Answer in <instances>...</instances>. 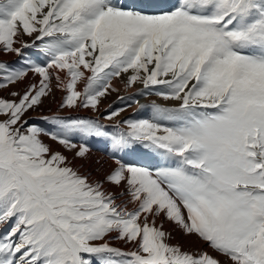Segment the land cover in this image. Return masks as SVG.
<instances>
[{"label":"snow or ice","instance_id":"snow-or-ice-1","mask_svg":"<svg viewBox=\"0 0 264 264\" xmlns=\"http://www.w3.org/2000/svg\"><path fill=\"white\" fill-rule=\"evenodd\" d=\"M9 54L22 66L0 58V90L40 79L0 96V264H264V0H0ZM115 80L175 104L71 115ZM54 88L69 114L25 119ZM90 139L109 142L103 180L73 166ZM137 147L162 163L125 161ZM166 222L212 252L170 243Z\"/></svg>","mask_w":264,"mask_h":264},{"label":"rangeland","instance_id":"rangeland-1","mask_svg":"<svg viewBox=\"0 0 264 264\" xmlns=\"http://www.w3.org/2000/svg\"><path fill=\"white\" fill-rule=\"evenodd\" d=\"M158 2L161 3L162 5H165V4H167L169 2V0H158ZM23 39L25 41H27L28 43H31V39L30 38H28V37L25 36ZM28 50H30V49H28ZM28 50H26V52H25L26 54H27V51ZM42 54H41V52H38L35 49H31L30 54H27V57H30L33 60V59H35L34 58L35 56L39 58V57L42 56ZM6 56H7L8 59H3V60L8 61L10 63H13L17 67H21L22 66V64L18 63L19 61H21V57H18V56L13 55V54H9V55H6ZM10 56H12V57H10ZM141 87H142L141 85H136V86L133 87L134 89L131 88L130 91L127 90V91H124L123 92V90H120L119 89L120 90L119 92H112L110 95H107L105 98H102L101 104L99 106V111H93L91 109H88L87 111L85 110L87 113L84 114L83 113V110L84 109H80L81 111L80 110H78V111H72L71 112V115H74V116L78 115V116H81V117H92L94 119H99L100 122L103 123V124H106V125H115L118 120L129 119V118L130 119H140V118H143V116L140 115V113L141 112L143 113L145 110H148V111L150 110L145 115V118L149 117L151 115L150 104L153 101V99L157 103H162V104H166V105H169V106L175 104V102H173V101H164L160 97L155 96L154 94L153 95H139L138 94V91H139V89ZM25 88L26 87L20 88L18 85H12L7 90H0V96L8 97L9 93L12 92V91H17V92L23 93V90ZM64 95H65L64 92H63L62 95H60V94H57L55 91H53L52 95L49 96L48 98L44 99L43 100V103L40 106H38L34 110H30L26 114L25 119H28L29 120L31 117L33 119L35 116H41V117L50 116V115L56 113V112H54L55 111V105L56 104H59L61 102V100L64 97ZM120 96H123V97H126V98L130 97L131 99H125V100L121 101V100L118 99V97H120ZM137 100L139 101V104L135 103V101H137ZM140 104L145 105L146 107L143 108V109H141L139 107ZM109 105H111L112 107L109 108ZM125 105H131V106L128 107L126 111L122 112L120 114V116L114 118L111 121L104 119V117L107 115V112L108 111H111L112 109H115V108L124 107ZM59 111H60V115H68L69 114V112H68L67 109L59 110ZM30 122L36 123V122H39V121L38 120H36V121L30 120ZM40 123H42V122H40ZM44 125H47V124H44ZM48 126L49 127H47V126H45V127H47V128H50L51 127V125H48ZM76 139L78 140V137ZM93 140H96V139H90V140H88V142H91ZM50 145L52 147H56L59 151L63 152L69 158H73L75 156V152H67V151H65L63 149V147L61 145H59L58 143H56V142L51 143ZM140 148H141V150H145L142 147H140ZM139 153H140V150L139 149H135L134 151L129 152L128 154H124V156L127 157V158H129V157H131L133 155L135 156L136 154H139ZM78 161H81V159H76L74 161V165L73 166H76V164H77ZM82 161H83V164H84V159H82ZM86 167H85V171H86ZM87 172H89L91 174V169L89 168V170ZM99 180H101V179H99ZM176 229L177 228L175 227V230ZM202 242L205 244V246L207 248H209V246H208V244L206 242H204V241H202ZM114 243L117 246L125 247L121 242H114ZM170 243L175 244L174 238L170 241ZM183 243L184 242L179 243V244L185 250H199L196 247H192V248L187 247ZM212 254H215V253H212Z\"/></svg>","mask_w":264,"mask_h":264},{"label":"bare ground","instance_id":"bare-ground-1","mask_svg":"<svg viewBox=\"0 0 264 264\" xmlns=\"http://www.w3.org/2000/svg\"><path fill=\"white\" fill-rule=\"evenodd\" d=\"M10 57H12V56H10ZM0 58L8 59L6 55L0 56ZM34 58L38 60L37 62H42L45 59V56H44V54H42L41 57L38 58L35 56ZM39 79L40 78L38 76H35L34 74L30 73L28 78L25 81H23L21 83H17L15 85H18L20 88H23V87H26L30 83H37L39 81ZM113 84H114V86H116V88L123 90V92L127 91V90H125L123 82L121 80H115L113 82ZM53 91H55L57 94H60V95L63 94V92L56 90L55 88ZM128 91H130V89H128ZM58 105L59 104L55 105V111L54 112L58 111ZM86 111L83 110V113L84 114L87 113ZM149 111L145 110L143 113L141 112L140 115H142L143 118H145V115ZM44 140L46 143H49V144L54 143L53 141L48 140L47 137H44ZM78 140H79V138H78ZM87 143H88V146L90 147V153L88 154L87 158L84 159V164H83V161L81 160V161L77 162L76 166L82 165L81 172L85 173V174L89 173L87 171L90 168L92 179L103 180L104 176L112 168L115 167L114 159H113V156H112L111 151H110L109 142L106 140H102V139H96V140H93L91 142L87 141ZM53 149L58 150L56 147H53ZM136 149L140 150V153H141V154L139 153L140 155L136 154L135 156L133 155L129 158H127L123 155V159L127 162L137 163L139 165L146 166V167H153V166H156V165H159L162 163V161L160 160V158L158 156L152 154L148 150H141L140 147H137ZM126 154H128V153H126ZM85 167H86V171H85ZM106 187H108L113 192L118 193L120 191V189H117V188L109 186V185H106ZM164 227L167 231H170L172 233V235L174 237L175 244L184 242L183 244L186 245L187 247H190V248L196 247L199 250H207L209 252H212L209 248H207L205 246V244L200 240V238H198L195 235H191V236L184 235L174 224L166 222ZM175 227L177 228L176 230H175ZM213 255H215V254H213ZM221 259H224V258L221 257Z\"/></svg>","mask_w":264,"mask_h":264}]
</instances>
